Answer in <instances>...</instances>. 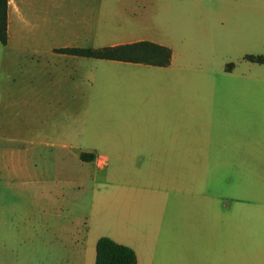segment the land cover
Segmentation results:
<instances>
[{
	"label": "crops",
	"instance_id": "crops-1",
	"mask_svg": "<svg viewBox=\"0 0 264 264\" xmlns=\"http://www.w3.org/2000/svg\"><path fill=\"white\" fill-rule=\"evenodd\" d=\"M78 1V6L84 8L81 20L62 19L63 33L75 44L5 49V54L14 56L9 59L20 70L34 72L29 85H22L21 81L18 90L5 92L7 96L17 94L24 101L31 95L40 100L49 96L52 102L100 106L103 113L96 119L118 127L114 134L118 142L93 146L85 154L93 156L91 163L101 171L113 163L119 172L115 179L128 180L115 186L116 191L130 186L138 199L148 198L153 190L159 193L169 190L167 179L173 181L169 191L179 196L181 183L198 178V151H226L227 166L240 168L244 186L242 201H237V207H228L226 221L179 222L176 217L180 215L179 209L169 212L164 207L153 217L161 219L160 222L139 225L134 236L137 242L131 249L137 264H264V63L244 61L246 55L264 58V0H195L197 7L209 6L211 52L240 56L228 71L218 67L211 76L198 74V22L206 21L198 18V9L192 19L194 31L172 33V43L158 41L159 27L136 16L134 7L145 0ZM150 1L153 3L147 7L156 6L157 0ZM189 4V0H167L165 6L168 11L180 13ZM32 6L27 0H7V44L9 30L16 22L27 23L34 12ZM93 6L104 9L98 19V30L93 34L103 43L92 49L148 42L169 49V64L162 67L56 53L57 49H87L82 42L92 37L91 23L97 16L90 9ZM36 12L35 27L39 18ZM48 16L40 20L49 24ZM48 32L52 37L58 30L51 27ZM220 83L223 95L208 94L210 87ZM201 84L206 93L198 96ZM70 114L67 117L58 114L55 118L54 112L52 116L69 121ZM25 125L24 164L20 174L4 180L22 186L18 208H24L25 221L18 224L20 233L36 230L35 227L48 228L51 209L64 206L62 194L51 189L38 190L37 185L67 183L72 179L32 174L36 165L30 152L72 150L75 146L71 142L73 132L67 127L32 130L28 121ZM127 166L134 168L130 177L120 172L121 167ZM235 214L242 216L236 218ZM167 216L176 221H164ZM70 237L73 242L72 232ZM28 238L11 242L0 238V264H83L80 260L67 262L58 255L46 260L31 259L24 255L33 245ZM58 245V241L53 243V247ZM139 247H146L145 255L136 251Z\"/></svg>",
	"mask_w": 264,
	"mask_h": 264
},
{
	"label": "rangeland",
	"instance_id": "rangeland-1",
	"mask_svg": "<svg viewBox=\"0 0 264 264\" xmlns=\"http://www.w3.org/2000/svg\"><path fill=\"white\" fill-rule=\"evenodd\" d=\"M28 1L33 4L32 10L34 11L29 16V20L25 24L14 23L9 30V43L6 47L0 45V238L7 241L14 239L24 241L25 237H29L33 245L28 247L30 250L24 255H28L31 259L46 260L58 255L61 259L66 258L67 262L80 260L83 264H94L97 237H107L117 244H128L130 247H126L129 248L135 247L137 241L134 236L139 231V225L160 222L161 219L155 220L153 217L164 207L169 212L179 209L180 215L176 216L179 222L226 221L228 207L239 206L237 201H242L244 197L242 172L240 168L227 166L226 151H198V178L195 181L187 179V182L181 183L179 196L169 191L173 181L167 179L169 190L161 193L153 190L151 191L153 194L148 198L138 199L130 186L124 189L117 188L116 191L115 186L121 182L122 184L128 182V180L115 179V174L119 172L113 163H109L106 170L101 171L94 167L91 161L79 159L80 154L90 153L87 150L93 146L118 142L114 137L115 129L118 127L96 119L103 113L100 106L93 103L91 105L82 104V102L73 105H68L67 102H52L49 96L40 100L41 98L31 95L27 101L19 98L17 94L11 98L7 96L5 92L18 90L21 81L22 85L24 83L29 85L34 72L28 73L24 68L20 70L16 62L9 59L14 56L5 54V49L8 47L15 50L71 46L75 44V41L63 33L62 27L65 24L62 19L77 21L81 20V16L83 17L84 8L78 6V0ZM151 2L145 0L137 8L134 7V10L136 16H141L159 27L156 37L161 42L174 43L172 33L175 34L176 31L193 32L195 26L192 19L197 9L198 18L203 17L202 20H206L198 22L199 75L211 76L218 67H222L226 72L234 66L236 59L240 56L211 52L209 6L199 4L197 7L195 0H189L190 4L185 7L184 12L181 10L180 13H175L167 10L165 6L167 0H157L156 6L147 7V4L150 5ZM103 6L108 7L109 5L103 4ZM90 9L95 11L94 14L97 16L95 19L91 18L93 19L92 37L90 40L86 38L82 43H85L87 48H96L95 46L103 43L100 39L93 37V34L98 30L100 25L98 19L104 8L93 6ZM119 10L121 12L122 6H119ZM35 11L39 17L36 18L38 20L36 27ZM46 15H49L48 19L51 20L49 24L40 20ZM112 18L113 16H111L113 21ZM51 27L58 30L52 37L48 32ZM205 33L207 34L204 35ZM186 49L189 51L191 47L188 46ZM230 64L233 66L229 67ZM203 86L202 84L198 86V96L206 93V88ZM223 90L220 83L215 87H210L208 94L221 96L225 93ZM54 112L55 118L58 114H63L65 117L72 112L74 114L69 115L71 116L69 121L67 118L60 121L52 116ZM27 121L28 127L32 130L37 127H41L42 130L50 126L67 127L73 132L71 142L75 146L72 150L34 149L30 152L36 165L32 174L68 176L72 179L67 183L45 182L37 185L38 190L40 188L51 189L62 194L64 206L51 209L48 228L45 229L42 224L43 229L35 227L36 230L20 233L18 224L25 221L24 208H18L22 186L19 182L5 183L4 180L8 176L20 174V167L24 164L26 155L23 150L25 149L23 141L26 137L24 133ZM110 130L111 133L108 134ZM106 153L109 155V152H101L104 155ZM133 170L132 166L120 168V172L128 177L132 176ZM230 178L231 182L228 183ZM34 187H36L35 184L33 192H36L37 189ZM59 201L58 197L57 202ZM235 216L240 218L242 215L235 214ZM164 221L174 222L176 220H173L172 216H167ZM64 229L69 232L66 233ZM70 232L73 233V242H71ZM64 234H67V237L66 235L64 237ZM55 241L59 242L58 247H53ZM63 243H68V245L64 246ZM137 250L145 255L146 247L136 248Z\"/></svg>",
	"mask_w": 264,
	"mask_h": 264
},
{
	"label": "trees",
	"instance_id": "trees-1",
	"mask_svg": "<svg viewBox=\"0 0 264 264\" xmlns=\"http://www.w3.org/2000/svg\"><path fill=\"white\" fill-rule=\"evenodd\" d=\"M7 42V0H0V45L6 46ZM55 52L98 60L143 63L162 67L169 64L171 56L169 49L148 42L100 49L66 48L57 49ZM244 59L251 63H264V58L261 56L246 55ZM79 159L92 161L93 156L82 153ZM94 264H137V260L131 248L117 244L107 237H100L95 244Z\"/></svg>",
	"mask_w": 264,
	"mask_h": 264
}]
</instances>
